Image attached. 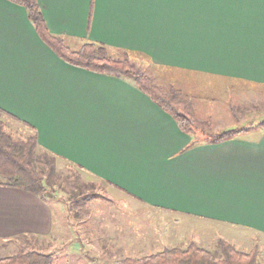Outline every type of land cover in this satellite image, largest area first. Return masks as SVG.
Returning a JSON list of instances; mask_svg holds the SVG:
<instances>
[{
	"label": "crops",
	"instance_id": "crops-1",
	"mask_svg": "<svg viewBox=\"0 0 264 264\" xmlns=\"http://www.w3.org/2000/svg\"><path fill=\"white\" fill-rule=\"evenodd\" d=\"M37 2L47 29L71 48L96 41L140 52L169 72L155 77L163 87L192 73L264 86V0ZM0 108L57 159L141 204L248 237L264 260V128L194 141L133 82L57 56L11 0H0ZM53 214L46 198L0 184V240L47 235Z\"/></svg>",
	"mask_w": 264,
	"mask_h": 264
},
{
	"label": "rangeland",
	"instance_id": "rangeland-1",
	"mask_svg": "<svg viewBox=\"0 0 264 264\" xmlns=\"http://www.w3.org/2000/svg\"><path fill=\"white\" fill-rule=\"evenodd\" d=\"M138 65L157 78L169 76V72H164V76L144 61H139ZM176 81L172 87L179 88L182 96L191 102L195 117L208 120L206 124V120L201 122L207 128L208 137L227 131L229 127H253L264 119V86L237 82L229 86L222 79L193 73L179 74ZM223 86L229 90L222 92ZM1 118L7 131L16 138H26L34 132L19 121ZM217 126L221 128L214 131ZM55 162L56 168L50 178L52 194L46 195L54 213L51 232L44 236L21 235L0 240V257L35 251L50 254L49 264H110L126 256L138 257L172 245L184 246L182 244L190 240H196L215 257L220 252L219 238L244 252L258 246L255 243L246 248L250 245L248 237L237 240L234 236H225L213 221L189 219L141 204L65 160L56 159ZM259 253L260 248L257 261L263 264L264 260L259 261Z\"/></svg>",
	"mask_w": 264,
	"mask_h": 264
},
{
	"label": "trees",
	"instance_id": "trees-1",
	"mask_svg": "<svg viewBox=\"0 0 264 264\" xmlns=\"http://www.w3.org/2000/svg\"><path fill=\"white\" fill-rule=\"evenodd\" d=\"M11 1L25 8L27 18L37 34L57 56L69 64L133 82L138 89L168 112L179 128L190 135L194 141L199 143L220 142L243 130L241 128L230 129L208 137L204 124L195 117L189 101L181 97L179 90L172 85L165 89L155 80V76L139 68L138 62L144 61L152 69H159V66L149 61L144 54L127 49H112L96 41L84 42L78 48L73 49L62 38L47 29L37 0ZM1 116L28 126L26 122L18 120L0 108V184L21 188L46 198V195L52 194L51 185L53 183L50 178L56 168L57 154L39 145L35 130L26 138L14 137L7 131V125ZM256 126L264 128V119ZM205 136L208 138H204ZM67 162L71 166L82 169L73 162ZM182 245L184 246L178 244L164 247L138 257H122L110 264H259L257 261L259 246L257 245H254L250 251L244 252L237 249L231 242L219 238L217 245L220 252L216 257L210 250L194 240ZM50 260V254L30 251L0 257V264H49Z\"/></svg>",
	"mask_w": 264,
	"mask_h": 264
}]
</instances>
